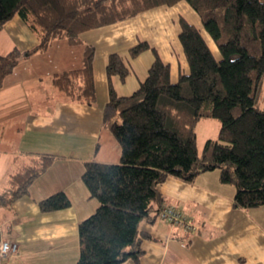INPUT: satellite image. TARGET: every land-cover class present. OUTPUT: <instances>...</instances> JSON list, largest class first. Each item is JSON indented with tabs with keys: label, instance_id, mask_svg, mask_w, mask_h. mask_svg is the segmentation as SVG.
Here are the masks:
<instances>
[{
	"label": "trees",
	"instance_id": "obj_1",
	"mask_svg": "<svg viewBox=\"0 0 264 264\" xmlns=\"http://www.w3.org/2000/svg\"><path fill=\"white\" fill-rule=\"evenodd\" d=\"M180 0H0V29L19 16L39 42L29 52L55 39L80 42L79 34ZM199 16L220 53L217 59L199 28L179 18L178 39L189 71L170 79V67L147 41L128 49L130 57L150 49L154 58L145 78L128 95H118L112 76L123 81L129 67L118 53L106 63L108 100L102 124L119 146L118 162H84L81 181L95 198L94 211L78 223L76 264H120L142 254V220L153 221L166 205L157 185L167 176L191 183L203 171L218 169L219 180L235 187L232 205L249 209L264 204V107L257 106L264 82V0H184ZM20 50L0 54V88L16 65ZM94 49L83 45L81 65L57 72L52 84L68 98L95 101ZM214 118L218 131L199 151L195 124ZM56 156L31 155L10 173L0 193V206L28 192L31 182ZM64 191L38 201L40 211L68 207ZM177 208V207H176ZM181 226V225H179ZM187 233L188 230L181 226Z\"/></svg>",
	"mask_w": 264,
	"mask_h": 264
},
{
	"label": "crops",
	"instance_id": "obj_2",
	"mask_svg": "<svg viewBox=\"0 0 264 264\" xmlns=\"http://www.w3.org/2000/svg\"><path fill=\"white\" fill-rule=\"evenodd\" d=\"M182 1L84 30L79 43L55 39L32 52L38 34L19 16L0 29V54L13 48L24 52L0 88V193L8 186L9 174L28 163L31 155L56 156L27 193L0 206V241L17 244V250L3 256L0 264L77 263L78 223L97 206L81 181L84 162L119 160V146L102 124L108 100V56L120 54L129 67L123 81L111 77L118 95H128L138 87L154 58L149 49L136 57L128 55L129 47L138 41H147L169 64L171 81L188 72L176 18H169L173 25L168 31L163 22L151 19ZM84 44L94 49L95 101L91 104L68 98L51 81L53 74L81 65ZM157 189L163 203L192 218L195 231L187 233L177 223L160 219L142 220L139 230L147 235L140 239L142 254L137 261L127 258L120 264H264V204L233 207L235 187L220 182L218 169L197 174L191 183L167 176ZM57 191L66 193L70 205L40 211L38 201Z\"/></svg>",
	"mask_w": 264,
	"mask_h": 264
},
{
	"label": "rangeland",
	"instance_id": "obj_3",
	"mask_svg": "<svg viewBox=\"0 0 264 264\" xmlns=\"http://www.w3.org/2000/svg\"><path fill=\"white\" fill-rule=\"evenodd\" d=\"M169 8V7H168ZM166 13L159 14L155 17H152L151 19L158 20L161 23L162 26L168 30H171V27L173 24L169 23V18H176L178 25H179V18L184 17L189 21L190 23H195L196 27L199 28L201 31V34L203 35L205 41L207 42L208 46L210 47L211 51L213 52L214 56L219 59L220 53L217 50L216 45L214 44L212 38L209 36V34L205 31V29L202 26V23L198 17V15L194 12V10L187 5L186 2L182 1V3L177 4L174 7H171L169 9H165ZM166 21V22H165ZM169 33V32H168ZM180 44V43H179ZM150 50V49H149ZM55 49L52 51L54 52ZM257 106L264 107V82L261 86V90L258 96L257 100ZM218 121L214 118H205L200 119L195 124V132H196V144L197 149L200 151L203 147V144L207 138H214L217 135L218 131ZM117 160L116 162H118Z\"/></svg>",
	"mask_w": 264,
	"mask_h": 264
},
{
	"label": "built area",
	"instance_id": "obj_4",
	"mask_svg": "<svg viewBox=\"0 0 264 264\" xmlns=\"http://www.w3.org/2000/svg\"><path fill=\"white\" fill-rule=\"evenodd\" d=\"M158 218L171 223H177L188 230H194L195 225L192 218L173 205L166 204L159 212ZM17 244L6 240L0 241V259L8 253L15 252Z\"/></svg>",
	"mask_w": 264,
	"mask_h": 264
}]
</instances>
